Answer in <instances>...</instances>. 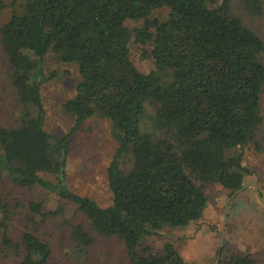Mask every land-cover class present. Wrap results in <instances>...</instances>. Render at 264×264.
Returning <instances> with one entry per match:
<instances>
[{"label":"trees","instance_id":"16d2710c","mask_svg":"<svg viewBox=\"0 0 264 264\" xmlns=\"http://www.w3.org/2000/svg\"><path fill=\"white\" fill-rule=\"evenodd\" d=\"M160 7L168 8L167 19L149 20ZM127 19H144L135 39L151 43L155 68L147 73L130 59ZM0 44L23 106L15 126L0 124V177L75 204L93 230L123 241L129 264H186L170 239L157 253L143 238L201 219L208 200L203 184L231 194L251 173L242 164L243 147L253 142L264 152L255 140L263 121L264 42L233 13L231 0H23L0 24ZM49 52L76 64L80 76L63 103L73 124L62 136L44 128L41 85L50 77L43 69ZM146 102L154 107L153 132L140 126ZM93 115L109 121L118 143L106 169L107 206L65 181L69 138ZM127 154L131 165L124 169ZM28 206L27 219L45 215L41 201ZM11 214L0 197V252L11 250L17 264H46L49 243L30 230L13 238ZM70 237L80 251L93 242L81 224ZM253 263L236 256L219 264Z\"/></svg>","mask_w":264,"mask_h":264},{"label":"rangeland","instance_id":"374dc122","mask_svg":"<svg viewBox=\"0 0 264 264\" xmlns=\"http://www.w3.org/2000/svg\"><path fill=\"white\" fill-rule=\"evenodd\" d=\"M6 6L0 7V24L9 19L12 10L23 0H0ZM256 1V0H255ZM231 8L241 21L255 31L264 42V0H231ZM168 17V8L151 11L149 20L163 22ZM125 25L130 31L129 56L141 72L155 68L150 56L151 43L142 44L135 39V32L144 25V19H127ZM154 28H152L153 30ZM264 63V53L262 54ZM43 69L50 76L41 85V99L45 109L44 128L53 135L62 136L73 124V116L63 109V103L74 95L75 84L80 79L74 63L60 61L53 52L43 59ZM13 84L12 70L0 44V124L6 128L15 126L23 106L19 103ZM260 112L263 121L256 132L255 140L264 143V87L260 98ZM154 107L145 103L141 127L153 132ZM155 138L163 134H154ZM66 160L65 181L72 191L87 195L100 206L111 203V192L107 184L106 169L118 145L112 134L109 121L93 115L86 119L70 136ZM122 167L131 165V156L121 159ZM242 164L251 173L244 177L245 187L228 202L227 221L221 250L217 259L219 236L223 224L224 201L229 191L216 183L203 184L208 200L201 219L185 227L163 228L158 235L143 238L153 252L163 253V243L170 239L186 264H219L236 256H248L253 264H264V205L257 190L264 199V152L255 149L253 142L243 147ZM195 183L200 184L192 174ZM52 179L51 176H47ZM254 181L257 183L256 187ZM0 197L9 205L10 235L18 239L22 232L30 230L50 245L51 255L46 264H129L123 241L117 236H104L92 229L87 217L76 205L66 201L54 192L41 187H22L7 177H0ZM41 201V212L26 218L28 204ZM77 224L93 236V242L80 251L71 239V231ZM214 232L217 241L207 238ZM209 239V238H208ZM204 245L199 246L197 241ZM204 256V257H202ZM18 257L11 250L0 252L1 264H17Z\"/></svg>","mask_w":264,"mask_h":264},{"label":"water","instance_id":"95a60500","mask_svg":"<svg viewBox=\"0 0 264 264\" xmlns=\"http://www.w3.org/2000/svg\"><path fill=\"white\" fill-rule=\"evenodd\" d=\"M246 183H243L242 186L240 188H238L237 190H235L234 192H232L230 194V196H228L225 201H224V213H223V224H222V228L220 231V236H219V244H218V253H217V259L219 257V253L221 250V246H222V241H223V237H224V233H225V228H226V221H227V208H228V202L231 198H233L238 192H240L244 187H245ZM256 182L254 181V185L256 186ZM257 195L259 200L261 201V203L264 205V199L261 196L260 192L257 190Z\"/></svg>","mask_w":264,"mask_h":264},{"label":"crops","instance_id":"0c3cea01","mask_svg":"<svg viewBox=\"0 0 264 264\" xmlns=\"http://www.w3.org/2000/svg\"><path fill=\"white\" fill-rule=\"evenodd\" d=\"M256 187V186H255ZM205 209H206V207H205ZM205 211V210H204ZM203 215H204V213H203ZM211 234H210V236L207 238V242H209V240H211L213 243H214V246H215V243H216V241H217V238H216V236H214V232H210ZM197 243H199L198 245L199 246H201V245H204L205 244V241H204V243H203V241L202 240H199V241H197ZM219 243V242H218ZM217 246H218V244H217ZM200 255H201V253H200ZM202 256V255H201ZM202 257H204V256H202Z\"/></svg>","mask_w":264,"mask_h":264}]
</instances>
